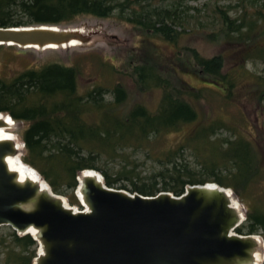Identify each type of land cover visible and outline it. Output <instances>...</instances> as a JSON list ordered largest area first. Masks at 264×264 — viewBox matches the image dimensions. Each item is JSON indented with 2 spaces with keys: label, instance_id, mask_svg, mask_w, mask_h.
Here are the masks:
<instances>
[{
  "label": "trees",
  "instance_id": "obj_1",
  "mask_svg": "<svg viewBox=\"0 0 264 264\" xmlns=\"http://www.w3.org/2000/svg\"><path fill=\"white\" fill-rule=\"evenodd\" d=\"M236 1L241 11L235 16L229 14V5L214 6L217 20L207 23L218 28L211 34L220 32L243 42L250 46L248 58L264 60V40L255 41L253 35L264 24V0ZM81 14L114 16L140 27L149 38L173 44L181 56L185 49L190 62L179 65H188L214 86L179 79L175 67L172 78L158 66L159 52L151 49L144 59L128 62L125 70L93 51L78 54L70 63H27L8 73L4 63L0 112L24 125L19 132L24 141L22 161L71 204L78 203L76 176L83 168L100 171L110 186L119 183L118 187L143 194L160 190L180 194L187 183L214 181L231 187L247 206L235 231L264 236V205L252 193L264 176L258 142L251 131H241L236 113L215 111V100L226 104V110L233 105L234 89L245 77L255 85L257 99L264 101V73L250 72L244 63L224 71L222 54L205 56L190 45L179 46L189 16L175 0H0L2 26L60 24ZM259 32L264 36V30ZM3 46L13 45L0 44V49ZM125 73L140 89L159 90L155 107L134 99L124 82L116 80ZM85 74L87 84L82 86ZM175 132H180L178 138L168 142V135ZM148 162L145 175L151 181H135L141 178L137 168ZM1 226L8 228L0 231V264H33L38 242L29 233Z\"/></svg>",
  "mask_w": 264,
  "mask_h": 264
},
{
  "label": "water",
  "instance_id": "obj_2",
  "mask_svg": "<svg viewBox=\"0 0 264 264\" xmlns=\"http://www.w3.org/2000/svg\"><path fill=\"white\" fill-rule=\"evenodd\" d=\"M93 33L52 23L0 25V44L59 47L86 42ZM0 114L13 120L9 113ZM5 125L0 118V126ZM17 152L13 140L0 139V226L32 235L38 242L33 264L254 262L262 237L235 231L246 215L232 204L240 201L229 186L194 182L180 194H143L110 186L100 171L83 168L76 176L75 193L84 208L76 209L51 186L45 189L29 178L20 180L6 160ZM30 227L35 234L28 232Z\"/></svg>",
  "mask_w": 264,
  "mask_h": 264
},
{
  "label": "rangeland",
  "instance_id": "obj_3",
  "mask_svg": "<svg viewBox=\"0 0 264 264\" xmlns=\"http://www.w3.org/2000/svg\"><path fill=\"white\" fill-rule=\"evenodd\" d=\"M178 2V7L182 12L188 14L189 22L186 23L187 33L180 38L179 46L190 45L195 47L201 54L205 56H211L217 53L223 56V70L230 68L234 64L244 63V67L250 72L264 73V60L248 58L250 46L245 45L243 42L239 43L237 40H229L224 38L220 32L211 34L213 31L217 32V26L210 25L211 20H217V12L214 10L216 5H229L231 16H235L240 13V8L237 6L236 0H175ZM197 19L203 21L201 25L198 24ZM209 22V23H207ZM61 26H81L85 30L94 32L90 35V39L86 42H79L77 45H67L59 47H46V48H34V47H19L13 45L11 48L3 46L0 49V71H2L3 64L4 70L8 73L13 68L22 67L27 63L39 65L45 61L58 60L64 63H70L72 58L83 52L93 51L102 55L105 59L112 62L116 67L125 70L128 66V62L138 61L146 57V52L151 49V53H155V50L159 52L160 59L158 60V66H161L162 71L170 75L173 72L174 67L178 71L177 77L188 81L192 85L196 86H214L207 78L200 76L197 72L190 69L188 65H179L181 61L186 60L190 62L185 49H183L182 56L177 54V47L173 44H169L158 38H149L143 33V30L129 22L118 19L114 16L97 17L91 14H81L76 16L72 21L60 23ZM261 30H264V24L260 26ZM259 29V30H260ZM259 30L253 33L255 41H263L264 36ZM211 35L213 38H211ZM152 40V41H151ZM9 45V44H8ZM182 50V49H181ZM180 50V51H181ZM150 54V53H149ZM180 56V57H179ZM96 73L95 70L91 71ZM264 75V74H263ZM87 74L81 76V85L87 84ZM249 77H251L249 75ZM116 80L120 81V78L125 86L130 90L134 99H139L147 103L150 107H155L157 98L159 96V90L140 89L136 82L127 74H120L116 76ZM173 78V77H172ZM248 77L243 78L238 82V85L234 89L233 105H227L219 103L215 100L217 107L215 111L232 116L229 112L237 114V118L240 121V129L242 132H249L253 134L258 142V150L261 152L262 162L264 163V101L257 99L255 85L247 81ZM216 97H220V94L214 93ZM23 123L14 121V124L10 126V130L19 138V132L23 128ZM180 132L169 134L167 141L171 139H177ZM222 134H226L223 130ZM24 154V147L23 153ZM139 159L143 160L144 157L140 154ZM190 158V156H189ZM149 162L144 165H140L137 169L140 172L141 178H134L137 182L151 181V178L146 176L149 172ZM190 165L194 169L199 167L195 163L190 162ZM119 166V163L115 164V168ZM123 182V180H121ZM258 182V181H257ZM255 182L254 184H256ZM127 183V182H126ZM128 184V183H127ZM253 184V185H254ZM119 183H116V186ZM232 189V188H231ZM234 192V190L232 189ZM75 193V191H74ZM252 193L255 194L256 202L260 205H264V176L259 180ZM76 194V193H75ZM236 197L237 194L234 192ZM65 196V195H64ZM66 197V196H65ZM77 197V195H76ZM67 198V197H66ZM78 198V197H77ZM246 215L247 206L241 202ZM71 204V203H69ZM74 207L80 209L84 205L78 199V203L71 204ZM8 227H0V231H6ZM264 241V236L258 232ZM264 260V259H263ZM263 262V261H262Z\"/></svg>",
  "mask_w": 264,
  "mask_h": 264
},
{
  "label": "bare ground",
  "instance_id": "obj_4",
  "mask_svg": "<svg viewBox=\"0 0 264 264\" xmlns=\"http://www.w3.org/2000/svg\"><path fill=\"white\" fill-rule=\"evenodd\" d=\"M77 44H79V41H72V43H70V45L72 46L77 45ZM0 118H3L6 124L5 126H0V139L9 138L13 140L15 142V146L18 151L16 154H9L6 156V160H7L9 167L18 173L20 180H23L24 178H29L35 182H39L41 188L49 189L50 185L47 183V181H44L43 177L39 174V172L33 167H31L29 164L22 161V153H23L24 145L21 143L20 138L14 133H12V131L10 130V126L14 124V120H11L10 118L2 114H0ZM81 176L82 175H79V178ZM232 204L235 205L239 209H243L242 205L238 203L236 199L232 200ZM28 232L35 234L36 229L30 227L28 229ZM258 241H259L258 242L259 247L254 253V262L247 263V264H261L264 259L263 258L264 257V253H263L264 241L262 238H259Z\"/></svg>",
  "mask_w": 264,
  "mask_h": 264
}]
</instances>
